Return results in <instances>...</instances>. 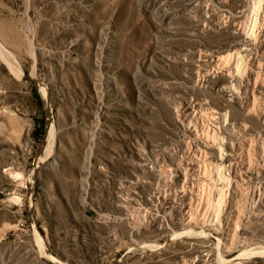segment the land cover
<instances>
[{
	"label": "rangeland",
	"instance_id": "obj_1",
	"mask_svg": "<svg viewBox=\"0 0 264 264\" xmlns=\"http://www.w3.org/2000/svg\"><path fill=\"white\" fill-rule=\"evenodd\" d=\"M263 83L264 0H0V264H264Z\"/></svg>",
	"mask_w": 264,
	"mask_h": 264
},
{
	"label": "bare ground",
	"instance_id": "obj_2",
	"mask_svg": "<svg viewBox=\"0 0 264 264\" xmlns=\"http://www.w3.org/2000/svg\"><path fill=\"white\" fill-rule=\"evenodd\" d=\"M258 4H259V3H258ZM252 6H253V5H252ZM261 6H262V5H261ZM257 8H258V7H257ZM257 36H258V35H257ZM262 42H263V41H262ZM262 42H261V43H262ZM240 44H242V43H240ZM259 44H260V43H259ZM242 45H243V44H242ZM242 45H241V46H242ZM260 45H261V44H260ZM260 45H259V46H260ZM238 46H239V45H238ZM238 46H237V47H238ZM238 48H241V50H247V47H245V46H244V47H238ZM260 49H261V48H260ZM239 50H240V49H239ZM240 53H242V52H239V51L237 52V54H240ZM249 53H250V52H249ZM245 55H246V54H245ZM247 56H248V55H247ZM249 56H250V55H249ZM220 58H223V55H220ZM258 72H259V71H258ZM242 75H243V74H242ZM255 77H256V76H255ZM263 84H264V83H263ZM261 86H262V85H261ZM233 90H235V89H233ZM235 92H236V91H235ZM225 102H226V101H225ZM225 104H227V103H225ZM250 107H251V106H250ZM254 107H255V106H254ZM211 109H212V108H211ZM253 109H255V108H253ZM259 110H260V109H259ZM217 111H218V110H217ZM211 112L215 113L216 110H212ZM256 112H257V111H256ZM251 113H252V112H251ZM254 113H255V112H254ZM259 114H260V113H259ZM260 115H261V114H260ZM226 116H227V115H226ZM256 116H257V115H256ZM258 119H259V120L262 119V120L264 121V117H263V116L258 117ZM190 132H191V131H190ZM52 134H53V131H52V127H51V125H50V127H49L48 130H47L46 138H47L48 140L52 139ZM53 135H54V134H53ZM194 135H195V134H194ZM207 135H208V134H207ZM196 136H197V135H196ZM198 136H199V135H198ZM198 136H197L196 138H198ZM200 137H201V136H200ZM213 138H214V137H212V139H213ZM206 139H207V138H206ZM207 140H208V139H207ZM210 141H211V140H210ZM46 142H47V140H46ZM51 142H52V141H51ZM215 142H216V141H215ZM218 142H219V141H218ZM208 144H209V142H208ZM245 144H246V143H245ZM248 144H249V143H247V146H248ZM215 145H216V144H215ZM215 145H213L214 147H212V146H208L207 148H215L218 144H217L216 146H215ZM221 145H223V143H222ZM245 146H246V145H245ZM197 147H198V146H197ZM197 147H196V148H197ZM217 147H218L217 149H219V150H220V148H222L220 145H218ZM219 147H220V148H219ZM249 147H250V146H249ZM49 148H50V147H49ZM223 148H224V146H223ZM223 148H222V149H223ZM226 148H227V147H226ZM222 149H221V150H222ZM223 150H224V149H223ZM225 150H226V149H225ZM232 150H233V149H231V148L229 149L230 153L232 152ZM46 151H47V150H46ZM197 151H198V150H197ZM203 151H204V150H203ZM208 151H209V150H208ZM195 152H196V151H195ZM195 152H194V153H195ZM200 152H201V153H204V152H202V151H200ZM216 152H217V151H216ZM261 152H262V151H261ZM196 153H197V152H196ZM205 153H206L205 155H207V154L209 155V153L207 152V150H206ZM222 153H223V152H222ZM230 153H225L224 157H223V155H222V156H219V157L216 159V163H214L213 166H215V167H217V168H218V167L220 168L225 162L230 161V159L232 158V156H231ZM262 153H263V152H262ZM262 153H260L259 155H261ZM210 154H211V153H210ZM220 154H221V152H219V155H220ZM234 154H235V153H234ZM208 155H207V156H208ZM200 156H201V155H200ZM200 156H199V157H200ZM203 156H204V154H203ZM209 156H210L211 159H212V156H211V155H209ZM214 156H215V154H214ZM237 156H238V155H237ZM262 156H264V153L262 154ZM250 157H251V155H250ZM260 157H261V156H260ZM191 158H192V157H191ZM200 158H201V157H200ZM204 158L206 159V156L203 157V159H204ZM261 158H262V157H261ZM261 158H260V159H261ZM263 158H264V157H263ZM201 159H202V158H201ZM205 159H204V160H205ZM207 159H208V158H207ZM207 159H206V160H207ZM214 159H215V158H214ZM247 159H248V158H247ZM249 159H250V158H249ZM249 159H248V160H249ZM197 160H198V162H199V159H198V158H197ZM206 160H205V163L208 162V161H206ZM251 160H252V159H251ZM262 160H263V159H262ZM200 161H201V163H203L202 160H200ZM212 161H213V160H212ZM249 161H250V160H249ZM189 162H191V164H192V163L197 164V161L194 162L192 159L189 160ZM189 162H188V163H189ZM188 163H187V164H188ZM208 163H209V162H208ZM210 163H211V162H210ZM231 163H232V162H231ZM193 165H194V164H193ZM203 165H205V164L203 163ZM188 166H189V164H188ZM191 166H192V165H191ZM196 166H198V167L200 168V163H199L198 165H196ZM189 167H190V166H189ZM190 168H191V167H190ZM202 168H203V166H202ZM217 168H215V169H217ZM219 168H218V169H219ZM176 175L180 178V175H179L178 173H177ZM224 179H225V178H224ZM228 180H229V179H228ZM242 180H244V179H242ZM226 181H227V179H226ZM231 183H232V182H231ZM233 184L235 185L236 190H237V191H238V190L240 191V189H239V185H240V184L238 185V182H237V181H236L235 183H233ZM234 185H233V186H234ZM231 186H232V185H231ZM233 186H232V187H233ZM242 191H243V190H241V192H242ZM248 194H249V193H248ZM249 195L251 196L252 199H253V197H255V196H257V199H258V200L261 199L260 194H256V192L254 191V189H253V191H252V190L250 191V194H249ZM232 223H233V222H232Z\"/></svg>",
	"mask_w": 264,
	"mask_h": 264
}]
</instances>
